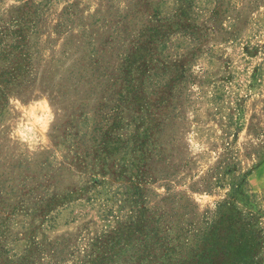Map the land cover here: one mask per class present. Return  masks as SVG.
Returning a JSON list of instances; mask_svg holds the SVG:
<instances>
[{"label": "rangeland", "instance_id": "obj_1", "mask_svg": "<svg viewBox=\"0 0 264 264\" xmlns=\"http://www.w3.org/2000/svg\"><path fill=\"white\" fill-rule=\"evenodd\" d=\"M179 4L0 0V41L15 33L30 57L29 82L0 114V264L84 261L98 237L128 220L134 169L148 207L166 215L181 206L200 217L241 175L264 213V0L184 1L183 28L195 40L165 33L150 63L184 67L163 115L121 106L123 85L111 83L128 56L137 60L139 31L171 21ZM101 116L106 154L89 136ZM151 119L161 124L135 148L130 135Z\"/></svg>", "mask_w": 264, "mask_h": 264}, {"label": "trees", "instance_id": "obj_2", "mask_svg": "<svg viewBox=\"0 0 264 264\" xmlns=\"http://www.w3.org/2000/svg\"><path fill=\"white\" fill-rule=\"evenodd\" d=\"M143 1L147 7L155 2ZM184 1L180 0L171 21L165 20L160 25L158 20L150 22L151 26L139 31L134 44L135 53L139 55L137 60L134 56L129 60L131 57L128 56L117 75L110 78L111 83L123 85L124 92L119 94L121 106L138 105L145 114L152 110L154 113L150 117L157 113L163 115L160 107L166 109L169 90L175 80L182 77L184 67L174 65L175 69L170 72L165 68L166 64L150 63L165 33L179 31L195 40V34L183 28V19L188 17ZM29 60L26 43L15 33L5 35L3 42L0 41V62L3 64L0 68V114L8 94L29 82ZM132 71L139 72L140 81L131 77ZM167 74L171 76L167 78ZM117 117L119 114L113 121ZM150 121L153 123H147V128L140 134L136 131L130 135L135 148L138 143V149H142L143 141L149 140L152 131L161 124H156L155 119ZM111 125V129H117L115 123ZM89 136L100 154L108 153L109 117L101 116L90 128ZM225 169L227 175L236 172L235 166L227 165ZM129 179L132 200L128 220L117 223L115 229L98 237L90 246L89 255L78 264H264V213L253 195L245 190L246 175L232 179L224 201L217 202L212 210L205 211L200 217L194 215L193 219L187 218V208L181 206L174 208L170 215L159 211L158 207H148L142 188L146 179L139 169H134Z\"/></svg>", "mask_w": 264, "mask_h": 264}]
</instances>
